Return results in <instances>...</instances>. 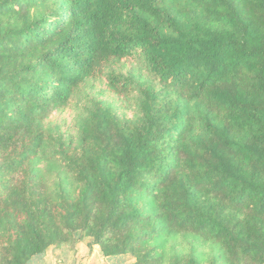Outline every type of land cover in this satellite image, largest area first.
Instances as JSON below:
<instances>
[{
    "label": "trees",
    "instance_id": "trees-1",
    "mask_svg": "<svg viewBox=\"0 0 264 264\" xmlns=\"http://www.w3.org/2000/svg\"><path fill=\"white\" fill-rule=\"evenodd\" d=\"M137 57V82L106 73ZM97 82L135 118L101 97L55 141L46 122ZM188 234L209 264H264V0H0V264L69 244L202 264L159 243Z\"/></svg>",
    "mask_w": 264,
    "mask_h": 264
},
{
    "label": "rangeland",
    "instance_id": "rangeland-1",
    "mask_svg": "<svg viewBox=\"0 0 264 264\" xmlns=\"http://www.w3.org/2000/svg\"><path fill=\"white\" fill-rule=\"evenodd\" d=\"M106 73L132 77L136 82L139 80V77L148 75L144 60L139 57L133 60L113 63L107 68ZM101 97L111 99L118 108L121 117L127 119L135 118L137 114L136 96H132L130 99L124 98L121 101L108 94L104 90L102 82L90 84L73 98L70 108L66 111H57L46 122L45 126L52 129L55 141L59 137L64 136L66 142L71 140L77 143L81 116L86 112L91 102ZM55 152L56 149L54 147L46 146L45 151L39 155V158L42 160L40 162V173L46 177L50 185H54L61 179L58 173H63L55 157L49 160ZM159 243L163 244L165 251L168 253V259L171 257L169 254L171 248H175L182 255L196 253L202 264H209L216 253L213 243L206 242L191 234L179 236L168 241L159 239ZM134 261L129 256L106 259L98 246L88 248L84 244H69L53 246L44 256L35 258L31 264H132ZM166 264H170V262Z\"/></svg>",
    "mask_w": 264,
    "mask_h": 264
}]
</instances>
